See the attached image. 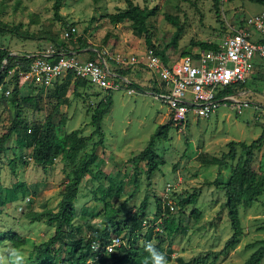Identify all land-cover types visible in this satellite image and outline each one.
Instances as JSON below:
<instances>
[{"label":"rangeland","instance_id":"rangeland-1","mask_svg":"<svg viewBox=\"0 0 264 264\" xmlns=\"http://www.w3.org/2000/svg\"><path fill=\"white\" fill-rule=\"evenodd\" d=\"M54 1L0 0V48L34 52L48 45L55 46L58 41L64 43V49L80 50L89 58L95 57L92 51L96 50L107 58L110 67L115 65L127 71L128 78L143 87L140 91H130L122 85L111 92L112 105L101 120V142L95 146L94 158L87 164L74 197L77 234L88 236V223L92 227L103 226V204L93 199L91 189L120 182L122 192L112 198L111 203L120 209L121 219L136 212L145 197L147 220L164 214L166 204L173 205L169 213L181 220L184 230L166 237L164 245L170 241L172 249L168 264H180L178 257L188 261L206 252L214 255L223 248L232 229L227 209L222 205L225 194L211 182L215 179L225 182L237 160L227 159L224 166L209 163V160L227 152L230 140L248 143L260 134L264 126L261 110L264 64L258 66L254 78L247 80V93L241 96L247 100V106H243L241 112L228 102L206 118L192 117L184 125L173 124L166 138L155 140L153 148L164 163L147 177L146 161L139 159L135 164L129 159L147 145L157 126L169 118L167 106L155 98L150 89L154 77L144 59L151 48L145 43L144 34H135L130 20L109 21L108 13L124 9V0H60L58 18L54 16ZM133 2L153 8L146 20L151 43L155 49L163 50L165 59L171 61L196 49L197 41L219 42L230 32L243 29L245 18L263 8L248 0ZM72 27L75 31L64 37ZM8 28L28 36L16 35ZM80 42L86 45L82 47ZM132 56L138 61L127 63ZM77 91L79 95L75 94L72 83L65 82L57 90H42L40 109L30 103H21L18 108L21 123L50 122L56 140L61 142L66 155L71 156L59 154L53 163L43 166L33 160L32 147L22 144L14 133L0 152V187L22 182L27 189L16 201L0 207V230L13 229L26 238L24 245L15 247L24 251L25 264L33 244L44 241L54 230L53 223H48L46 217L32 221L30 216L57 209L72 168L85 159L84 154L90 153L93 143L100 138L91 124V113L108 90L87 83ZM34 93V86H19L20 96ZM14 115L12 105L2 100L0 135L6 132ZM72 130H78L77 137L86 138L84 146L75 154V145L70 143L69 137ZM12 158L14 168L9 163ZM252 166L258 174H264V147L255 151ZM187 196H193L195 201L183 204ZM193 209L200 211L198 217L192 214ZM239 216L242 235L238 242L226 254L211 256L207 264H241L264 238V190L250 207H239ZM8 246L10 243L4 242L0 250ZM259 264H264V258Z\"/></svg>","mask_w":264,"mask_h":264},{"label":"trees","instance_id":"trees-1","mask_svg":"<svg viewBox=\"0 0 264 264\" xmlns=\"http://www.w3.org/2000/svg\"><path fill=\"white\" fill-rule=\"evenodd\" d=\"M217 2V0H215ZM253 3L260 4L264 8V0H248ZM126 6L124 9L114 13H108V19L111 23L122 22L123 20H130L131 27L135 34H144L145 43L156 53L160 54L164 59L163 50H157L151 43L148 28L146 26L147 18L153 13V8L141 7L134 3L133 0H124ZM60 0H55L53 4L54 16L59 17ZM246 20V18H245ZM245 22V21H244ZM180 30V29H178ZM8 31L16 35L27 37L28 34L8 28ZM178 33V31H177ZM232 33V32H230ZM200 49H214L218 42L197 41L195 42ZM85 46L86 44L81 43ZM56 47L64 46V43L56 41ZM192 51V50H191ZM189 53L186 54H190ZM11 51L0 48V102L2 100L8 101L15 110V115L11 119L6 132L0 135V152L4 148L5 141L15 134L16 139L23 144L32 147L33 160L43 166L53 163L57 155L71 156L65 153L60 141H57L54 135V130L51 128L50 122L39 125L35 123H21L19 116V106L21 103L34 104L36 109H40V93L42 88L35 87L36 93L27 96L19 95L18 84V69H26V63L30 60L14 56L10 54ZM95 52L96 50L92 51ZM20 54L21 52H17ZM185 55V54H184ZM104 56V55H103ZM6 58L7 63L2 67V60ZM24 61L19 68L8 75V70L13 69L15 60ZM264 64L261 63L260 66ZM119 75L127 76V71L124 72L119 68H115ZM256 74V73H255ZM253 75L254 78L256 75ZM69 74L61 82H56L52 87L57 90L63 83L70 82L74 85V92L79 95L78 87H83L88 80L75 77L71 80ZM251 77V78H252ZM128 78V76H127ZM128 88L137 91L143 90V87L128 78ZM49 88V89H50ZM237 88L246 89L247 81L240 83ZM9 90V94H5V90ZM153 91H158L156 82L150 87ZM231 91V90H229ZM112 90H108L104 98L100 99L93 108L91 113V124L94 126V132L100 137L98 141L94 142L92 151L84 154L85 159L72 168V176L70 181L66 184L64 191L61 194L59 204L56 210H47L40 213H35L30 216L32 221L40 220L46 217L48 223H53V233L44 241L33 244L32 251L28 256L27 264H151L149 255L145 251L144 244L152 242L156 248L164 253L167 259L171 256V242L166 241V237L184 230L180 219H176L171 215L169 204H166L164 214L161 212L160 203L157 204L158 215L155 218L147 220L145 218L146 197L141 202L138 210L130 216L119 217L120 209L114 207L111 199L117 197L122 192V184L120 182L109 183L107 186H99L91 189L93 199L103 204V218L102 227H92L89 223L88 236H81L77 234L78 228L74 226L77 211L74 205V197L78 191V186L81 183L82 176L87 169V164L94 158V149L97 144H100L103 136V129L101 120L103 116L110 110L112 105ZM33 93V92H30ZM173 126L172 120L169 118L165 123L157 126L156 130L150 135L147 145L135 156L129 160L132 163H137L139 159L146 161V176L150 177L159 165L164 163V160L155 152L153 145L154 141L164 139L167 137L168 131ZM78 130H72L69 133L71 138L70 143L75 145L73 154L79 151L85 144V137H77ZM228 150L221 154L220 157H213L209 163L224 166L227 159L237 160L236 165L232 169L228 179L219 181L213 180L211 183L225 194V200L222 203L223 207L227 209V216L232 229V233L228 240H226L223 248L218 252H206L203 255H198L191 260L185 261L178 257L180 264H207L211 256L217 257L219 254H226L232 248L242 235V227L239 216V207H250L256 198L264 190V174H258L253 166L252 160L255 151L260 147H264V126L260 134L250 142L230 140L227 143ZM241 154L237 155V151ZM16 158V157H13ZM10 159L9 163L14 168V159ZM22 158V157H21ZM136 180H134L135 182ZM26 187L22 182L14 183L12 186L0 187V207L16 201L20 194H26ZM193 196H187L183 204L194 202ZM194 217L200 215L198 209H193ZM160 219V222H156ZM127 222H126V221ZM122 223V224H121ZM75 228V232H74ZM77 229V230H76ZM117 237L119 243L115 244L112 251H107L105 246L112 242V238ZM4 242H9L13 247H20L26 243V238L19 234L16 230L5 229L0 230V245ZM98 243V247L93 249L91 244ZM257 247L250 253V255L241 264H259L264 258V238L260 239Z\"/></svg>","mask_w":264,"mask_h":264},{"label":"built area","instance_id":"built-area-1","mask_svg":"<svg viewBox=\"0 0 264 264\" xmlns=\"http://www.w3.org/2000/svg\"><path fill=\"white\" fill-rule=\"evenodd\" d=\"M66 31L64 37H69ZM190 54L178 57L176 60L164 59L149 49L144 59L146 68L153 75L158 91L154 97L167 106V115L174 125L186 124L192 117L206 118L220 105L230 102L241 112L247 106V100L241 97L247 93L246 89L237 88L240 83L250 79L258 66L264 63V8L250 15L244 22L243 29H236L227 34L218 42L214 49H200L195 47ZM10 54L29 59L26 69L19 66L22 60H15L12 74L18 69V84H27L47 90L56 82L66 78L69 74L88 80L91 84L103 90H115L126 86L129 82L127 76L118 74L115 68L108 65L107 58L100 52L95 57L83 56L79 50L64 49L48 45L34 52H10ZM118 61V60H117ZM138 60L132 56L127 63ZM7 59L2 60V67ZM25 63V62H24ZM152 86V85H151ZM128 88V87H127ZM131 91L132 88H129ZM231 90V91H229ZM9 94V90H5ZM264 113V106H262ZM173 209V205L169 204ZM119 243L117 237L105 246L112 251ZM93 249L98 243L91 244Z\"/></svg>","mask_w":264,"mask_h":264},{"label":"clouds","instance_id":"clouds-1","mask_svg":"<svg viewBox=\"0 0 264 264\" xmlns=\"http://www.w3.org/2000/svg\"><path fill=\"white\" fill-rule=\"evenodd\" d=\"M151 264H168L166 255L160 252L152 242L144 244ZM25 254L22 249L8 246L0 250V264H25Z\"/></svg>","mask_w":264,"mask_h":264}]
</instances>
